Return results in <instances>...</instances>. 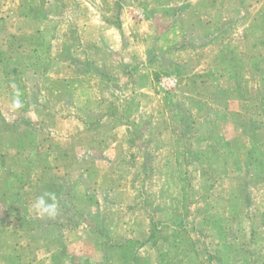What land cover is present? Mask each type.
<instances>
[{"label":"rangeland","instance_id":"1","mask_svg":"<svg viewBox=\"0 0 264 264\" xmlns=\"http://www.w3.org/2000/svg\"><path fill=\"white\" fill-rule=\"evenodd\" d=\"M184 1L195 6L196 12L205 19L203 18L200 29L192 34L191 40L182 46V54L173 56L169 51L172 42L169 36L172 23L170 18H164L163 14L172 10L175 0H158L154 5L155 9L151 10L148 6L133 5L129 0H116L112 10L115 14L113 16L119 21H122L123 16L125 18L127 43L132 50L130 53L135 52L138 55L139 48H142L137 43V33H145L151 39L145 44L147 50L144 58L141 56L139 59L140 61L143 59L142 62L136 66L123 68L126 72L136 69L128 80L123 74L115 72L114 84L110 87L107 81L111 82L109 80L111 74L106 80V74L104 76L94 70L92 64L85 61L84 54L81 53L83 46L82 49L77 47L78 41L74 38L67 39L66 51L59 53L58 59L56 58L58 63L55 64L56 68L49 75L47 72L43 79L40 78L39 81L35 79L39 71L34 60L28 65V71L20 70L18 67L12 68L8 74L7 89L12 87L13 90L14 86L17 98H27L23 116L31 119L39 117L42 125L40 123L36 128L40 129L42 126L46 130L55 131L68 118L82 117L85 118L84 121L90 128L82 135L80 139L82 142L94 148L98 146L103 148L104 145L118 140H120L118 144L123 145L122 147L128 146L131 142L137 143L138 140L143 142L147 148V156L142 157V161L148 164L153 163L152 167H147L141 173L132 167L121 170L117 166L99 167L98 170L91 172L90 169L86 170L81 166L65 167L61 170L45 168L44 175L47 176L49 185L47 192L55 193L58 201L63 185L56 183L55 178L72 173L83 174V176H90L97 180L104 179L106 187L114 186L122 179L129 178L131 183H136L137 177L141 178L143 189L141 202L145 201L146 206L149 204L147 208L158 207L157 201L154 205L150 201L154 199L152 195L155 193L153 188L156 184L155 174L168 168L172 178L178 180V184L176 183L174 187L175 196L173 194L171 200L168 199L166 213L158 216L163 218L164 223L167 221L174 224L179 223L180 213L184 210L179 207L180 204L182 205V200L187 197L188 200L196 202L194 205L189 204L191 215L189 220L192 224L196 223L210 231L213 230V222L207 221L205 212H203L205 201L202 199L199 201V197L205 194L213 200L215 197L212 192L216 191L217 196L226 198L232 194L234 189H237V166L234 162L237 158V96L245 97L246 93L243 86L237 88V66L240 64L239 60L237 62V24L233 27L229 23L222 24L221 22V19H228L232 16L231 13L235 11L232 5L237 3V0H230V10L226 11V15H223L224 0ZM118 3L123 5L121 13L117 10ZM99 9H101L100 6L90 7L94 20L99 19ZM73 11L66 12L71 14ZM139 13L143 15L142 18L138 17ZM200 34H204L206 38ZM218 37H220L219 42H217ZM160 38H162V48L165 52L159 55L154 43ZM92 41L87 39L85 44L88 46ZM72 49H77V53L73 54ZM252 49L262 51L264 45H257ZM50 56L52 52L46 54L43 57V64L39 65H48L47 60ZM16 59L18 65L22 66L21 59L19 57ZM126 60L128 62L129 59ZM138 70L141 73L137 72ZM143 74L150 77L149 81L134 85ZM175 75L182 78V85H178ZM89 84L93 88H90ZM244 85L246 87V84ZM89 90L93 91L92 98L83 95ZM94 92H99L100 95L94 97ZM259 96L262 95H260V88L257 87L255 97ZM251 99H257L261 104L263 110H258L256 115L260 117L259 121L264 126V97ZM7 102L1 106V109L6 121L11 122L15 118L7 112ZM216 116L218 120L214 122L213 118ZM221 116L224 117L221 118ZM106 118H108V123L103 125ZM120 120L126 125L120 124V127L114 128L121 123ZM18 122H20L19 119ZM114 129L120 133L109 136L108 134ZM106 136L112 141H107V143ZM31 140L32 143L36 142V137L33 136ZM65 140L64 144L74 151L77 144L67 138ZM149 153L156 157L155 161ZM217 162L227 164L229 168L226 169V174L218 175L216 172L207 171L211 177L214 176V179L205 180L202 169L210 170ZM16 163L15 160L14 164ZM37 170L41 171L40 168L35 169L26 164L16 168L15 174L23 179L24 176L38 173ZM203 183H205L204 187L206 186L205 190H201ZM14 190L20 194L26 189L18 185ZM5 191L8 189L5 188L2 193L4 194ZM133 191L137 194L136 190ZM90 205V208L95 207L92 202ZM65 208L62 207V209ZM93 210L92 208V212L85 217L68 212L66 217L58 215L55 217L57 222L66 218L67 225L57 223L46 229H40L25 220L7 221L4 231L0 232V264H23L17 256L26 249L30 238L39 239L41 245L45 247L37 249L34 253L25 251L23 257L25 261L28 258L37 257L38 259L48 254L54 264H72L73 262L78 263L79 260L84 264L136 263L137 256L142 250L140 243L131 241L116 246L104 245V242H107L108 233L98 230L101 227L100 215L94 213ZM236 213L229 214V225L232 227L237 226ZM138 219L142 220L140 217ZM92 226L94 230L90 229ZM219 228L216 229L218 236L221 239L226 238L228 232ZM157 236L164 241H170L173 238L172 233L167 230H162ZM177 238L184 242L181 244L190 245L183 241L189 239L185 232L179 231ZM82 240L88 250L79 244ZM173 249L167 248V251L162 254V263L157 254L154 255L153 260H156V264H196V258L189 248L186 251H181L179 247ZM85 251L95 257V261L89 257L90 255L82 257L75 255Z\"/></svg>","mask_w":264,"mask_h":264},{"label":"crops","instance_id":"2","mask_svg":"<svg viewBox=\"0 0 264 264\" xmlns=\"http://www.w3.org/2000/svg\"><path fill=\"white\" fill-rule=\"evenodd\" d=\"M157 1L129 0L133 5L148 6L150 10L155 9L154 5H156ZM115 2L116 0H101V2L99 0H15L11 2L10 0L7 6L0 7V11L1 9L6 11L4 14L0 13V51L5 52L7 63L9 62V67L11 68L19 67L20 70H27L29 69L28 65L32 64V60H34L39 71L35 79L39 81L40 78L43 79L47 72V75H49V73L54 71L57 66L55 64H58L56 58L58 59L59 53L61 54L66 51L67 39L74 38L78 41L76 43L77 47L82 49L83 46L81 53L84 54L85 61L92 64L94 70H97L104 76L106 74V80L110 78L109 76L111 74V78L109 79L111 82L107 81L110 87L114 84L115 72L123 74L128 80V77L132 76L136 69H133L132 72H128L129 70L126 72L123 68L136 66L142 62L143 59L141 61L139 59H141V56L144 58V53L147 50L145 44L150 42L151 39L145 33H137V43L143 49L139 48L138 55L135 52L134 54L132 52L130 53L132 50L127 43L128 37L126 36L127 32L124 26L125 18L123 16L122 21H119L118 18L115 19V16H113L115 14L112 10ZM39 3H42L41 14L33 9V5H38ZM91 5L93 8L101 7L98 10L100 12L98 20L93 19V14L90 12ZM172 6L171 11L174 8L179 9L180 12L178 15H163L164 18L169 17L172 23L169 35L172 42L169 51L170 55L176 56L182 54V46L186 44L185 42L191 40L192 34H195L194 32L200 29L204 17L196 12L195 6L190 4V2L175 0ZM232 6V9L235 10L231 13L232 16H229L230 18L228 19H221V22L222 24L229 23L233 27H236L237 24L236 44L237 56L239 58H237V62L239 60L240 63L237 66V87L243 86L246 93L245 97L237 96V123L239 124L237 127V136H239L244 135V126L249 119L260 120L256 112L263 110L260 102L257 99L251 98L264 97V50L252 49L254 46L264 45V0H237V3ZM67 9L74 11L70 14L66 12L68 11ZM229 10L230 0H224L223 15H226V11ZM28 33L35 34V37L39 38V41L43 38L46 46L34 52L32 43L34 44L37 38L33 36V42L26 41L24 35ZM200 35L206 38L204 34ZM169 36H165V38H169ZM219 38H216L217 42H219ZM87 39L88 41L93 40L88 46L85 44ZM161 39L154 43L156 52L159 55L165 52L162 48ZM61 44L63 45L62 47ZM8 45L10 46L8 47ZM71 51L74 54L78 50L72 49ZM49 52H52V56L47 60L48 65H39L41 63L43 64V57ZM16 57L21 59L22 66L18 65ZM126 59H129L128 62H126ZM7 63L0 65V125L7 126L6 130H0V151H3L8 156L6 158L7 172L14 171L16 173V168L23 167L26 164L35 169L40 168L41 171L39 172L37 170L38 173H34L32 176H24L23 179L20 176L14 177L18 179L17 183H15L16 186L21 185L26 190H23L20 194L14 190L8 196L12 201L17 202L16 204L20 208L23 216L7 218L3 222L1 221L0 232L4 231L5 223L9 220H25L26 222L33 223L40 229L50 228L53 224L57 223L67 225L68 221L66 218L61 220V222H57L55 218L37 216L31 208L35 199L49 190V185L47 184L48 179L44 175L45 168H58L61 170V168L65 167L81 166L83 169H90L91 172L98 170L99 167L108 168L117 166L121 170H124V168L127 170V168L132 167L141 173L147 167L153 166L152 162L148 164L142 161L141 158L147 156V148L143 142L138 140L137 143L133 144L131 142L128 146L125 145V147L118 144L120 142L118 140L109 145H104L103 148H101L102 146L94 148L82 142L80 140L82 135L90 129L84 121L85 118L82 117L73 116L68 118L55 131L46 130L42 126L40 129L36 128L41 123L39 117L31 119L28 116H23V109L27 98H17L14 86L13 90L11 89L12 87H9V89L6 87L8 76L6 75V68L4 66L8 65ZM137 72L141 73L139 70ZM149 78L148 75H140L134 85L146 82L147 80L149 81ZM175 79L178 81L179 86L182 85V78L180 76L175 75ZM242 80L244 81L241 82ZM244 84H246V87ZM89 87L93 88L90 84ZM257 87L260 88V95L262 96L255 97ZM94 93V97L100 95L99 92ZM83 95L92 98L93 91L91 92L89 90L83 93ZM6 101H8L7 112L15 118L11 122L6 121L5 114H3L1 109V106ZM17 102H19L20 107H16ZM102 118L104 119V117ZM18 119L20 122H18ZM121 119L124 120L123 117ZM242 120H245V122ZM105 123H108V118L105 119L103 125ZM120 124L123 126L126 125L125 122H121L114 128L120 127ZM262 131H264V127ZM115 133H120V131L116 132V129H114L108 135L115 136ZM33 136L36 137V142L34 143L31 140ZM49 138L50 140H48ZM66 138L74 144H77L75 145L74 151L64 144ZM105 140L106 142L112 141L108 136H106ZM149 154L155 161L156 157L151 153ZM15 160L17 161L16 164H14ZM166 164L168 163L166 162ZM0 165H2L1 161ZM78 172L80 173L81 171ZM257 173L258 169H252L250 174L245 175L248 179V193L253 202L251 205L252 209L262 208L261 206H264V174H260L261 176L257 177ZM76 175L71 173L55 178L56 183L63 185V191L60 192L61 196L59 194V215L66 217L68 212L72 215L85 217L92 212L93 208V212L100 215L101 227L98 230H103L105 233H108L106 235L108 236L107 242H104V245L116 246L122 245L125 242L136 241L140 243L142 250H140L135 264H143L145 259H148L149 264H156V260H153L155 254L160 256V262L162 263V254L167 251V248L175 240L173 238L170 241L160 239L158 247L153 249L144 245L149 239L155 223H157L158 226L156 227L159 230L172 231L166 227L168 223H164L163 218L158 216L165 214L166 211L156 210V207L147 208L149 204L146 206L145 201L144 203L141 202L143 199L142 179L137 177L136 183H131L129 178L126 180L122 179L116 185L106 187L104 179L97 180L90 176H83V174ZM155 176L154 180L156 184L153 186L155 193L152 195L154 199H150L152 205L156 201L157 205L162 203L163 190H165V186L173 179L171 171L168 168L159 171ZM5 179V174L0 173V185L4 184ZM238 182L237 180V185ZM24 184L28 185L24 187ZM133 190H136L137 194ZM8 196H1L0 198L6 199ZM91 202L94 203L95 207L90 208ZM61 206L66 208L62 209ZM143 214L146 216H142ZM139 217L142 220L138 219ZM256 228L258 230L257 239H259L261 232H264V224H259ZM90 229L94 230L93 226ZM110 233L111 236H109ZM79 244L88 250L83 240L82 242L79 241ZM39 245H41L39 239L30 238L26 249L18 253V258H16L19 261L21 260L23 264H54L48 254L38 259L34 257L28 258L26 261L24 260L25 251L34 253L37 249L45 247L43 245L38 247ZM75 255L77 257L90 255V258L95 259L90 253L87 254L86 251L79 252ZM72 264L84 263L79 260L78 263L73 262Z\"/></svg>","mask_w":264,"mask_h":264},{"label":"trees","instance_id":"3","mask_svg":"<svg viewBox=\"0 0 264 264\" xmlns=\"http://www.w3.org/2000/svg\"><path fill=\"white\" fill-rule=\"evenodd\" d=\"M9 1L10 0H0V7L7 6ZM14 1L15 0H11V2ZM117 6V10L121 13L123 5L118 3ZM33 9L41 14L40 10L42 9V3L33 5ZM5 12L4 9L0 11V13L3 14ZM179 12V9L174 8L173 11H168L165 15L170 16L174 14V16H176ZM24 36L26 41H34L35 34L28 33ZM44 46H46V44H44L43 38L41 41L37 38V41L34 44L32 43L34 52L39 51ZM4 53L5 52L0 51V65L7 63V57ZM7 64L8 65L4 67L7 70H5V72L8 76L12 68L9 67V62ZM247 99L249 100V98ZM222 117L224 116H221V118ZM217 120V116L213 118L214 122ZM242 121L245 122V120ZM238 126L239 124L237 123V127ZM6 127L5 125H0V130H6ZM244 127V135L237 136V158L234 160L237 166V180L239 181L237 189H234L232 194L226 198L217 196L215 194L216 191L212 192L215 197L213 200L211 199L212 197L210 198V196H206L205 194L199 197V201H205L203 212H205V219L213 222V230L210 231L196 223L192 224L189 220L191 216L189 214V204L194 205L196 202L192 200L191 202L187 197L182 200V205L180 204V207L178 206L181 210L184 209L180 213V222L174 224L167 221L168 224L166 227L171 229V233L175 240L168 248L173 249L174 247H179L181 251H186L189 248L196 258V264H264V232L262 231L261 237L257 239L258 230L256 228L259 224H264V206H261L262 208L252 209L251 205L253 202L248 193V179L247 176H245L250 174L252 169H258L257 177H260V174H264V131H262L264 126L258 119L251 118L245 123ZM7 157L6 153L0 151V161L2 162V165H0V173L5 174L6 177L4 184L0 185V197L11 195L16 187L15 183L18 181V179L14 178L17 177L14 171L7 172L6 170ZM228 168L227 164L225 165L224 163L217 162L210 170L205 168L202 169L204 171L203 178L205 180H213L214 176L211 177L208 172H216L218 175H223L224 173L226 174V169ZM180 178H182V176H180ZM177 181L178 180L172 179L170 183L165 186L166 188L163 190V201L161 204H158L156 210L166 211V205L168 206L169 204L168 201L171 200L173 194L175 196L174 187ZM27 185L28 184H24V187ZM202 185L203 188L201 190H205V183ZM5 188H7L8 191H5L3 194L2 190ZM16 203L17 202L14 200L12 201L9 196L6 199L0 198V222H3V220L7 218L23 216ZM230 213L237 214V226L232 227L229 225ZM156 226H158L157 223H155L154 229L151 230L149 239L144 243V245L147 247L149 246L151 249L158 247L159 240L161 239L157 234H160L162 230H159ZM219 227H221L223 231L228 232L226 233V238L221 239L220 236H218L216 229ZM179 231H183L189 236V239L187 238V240L183 241L190 245L185 246L181 244L184 242L177 238V233ZM143 264H149L148 259H145Z\"/></svg>","mask_w":264,"mask_h":264},{"label":"clouds","instance_id":"4","mask_svg":"<svg viewBox=\"0 0 264 264\" xmlns=\"http://www.w3.org/2000/svg\"><path fill=\"white\" fill-rule=\"evenodd\" d=\"M16 107H20L19 102ZM32 210L37 216L55 218L59 215L60 205L55 193L46 192L38 196L31 205Z\"/></svg>","mask_w":264,"mask_h":264},{"label":"built area","instance_id":"5","mask_svg":"<svg viewBox=\"0 0 264 264\" xmlns=\"http://www.w3.org/2000/svg\"><path fill=\"white\" fill-rule=\"evenodd\" d=\"M138 17H139V18H142V17H143V15H142L141 13H139V14H138Z\"/></svg>","mask_w":264,"mask_h":264}]
</instances>
